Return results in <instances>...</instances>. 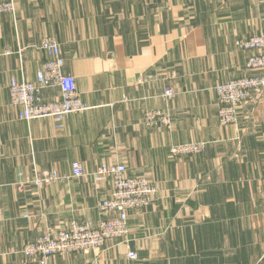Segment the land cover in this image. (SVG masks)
<instances>
[{
  "label": "crops",
  "instance_id": "obj_1",
  "mask_svg": "<svg viewBox=\"0 0 264 264\" xmlns=\"http://www.w3.org/2000/svg\"><path fill=\"white\" fill-rule=\"evenodd\" d=\"M7 1V0H0ZM0 14V264H40L24 246L75 220L97 227L113 214L97 203L108 178L71 177L37 187L35 171L69 176L78 161L93 173L124 163L156 187L151 206L132 210L129 234L99 250L52 257V264H264V93L218 119L215 86L242 76L251 53L236 40L264 32V0H15ZM54 36L88 109L18 118L12 78L36 80ZM9 52V53H8ZM175 96H165L166 89ZM46 100L60 97L57 87ZM168 112L170 126L146 114ZM186 143L203 149L172 155ZM25 215H28L26 217ZM137 253L131 259L129 252Z\"/></svg>",
  "mask_w": 264,
  "mask_h": 264
},
{
  "label": "built area",
  "instance_id": "obj_2",
  "mask_svg": "<svg viewBox=\"0 0 264 264\" xmlns=\"http://www.w3.org/2000/svg\"><path fill=\"white\" fill-rule=\"evenodd\" d=\"M15 11V0L0 2V14H15ZM236 46L244 52H254L249 55L246 68L257 73L227 80L215 86L218 94L219 122L224 125L237 120L243 102L253 96L260 97L264 93V32L238 39ZM40 48L46 53L47 60L37 71L36 80L11 79L10 103L14 107L21 108L18 113V118L21 120L53 118L60 127L67 116L84 112L88 109V105L78 92L75 77L64 70L65 59L58 40L54 36H44ZM52 87L59 88L60 97L46 100L45 90ZM165 96L172 98L175 93L168 88ZM170 123L171 117L168 112L152 110L146 114L148 126H170ZM202 149V144L186 143L174 145L170 151L175 155ZM71 177L90 179L97 185L103 184L109 178L113 186L112 193L109 197L100 199L97 208L102 215H113L102 219L97 227L91 222L83 224L72 220L65 228L56 232L47 230L35 240L28 242L22 250L23 254L37 258L40 264H52V257L59 254L99 250L108 240L127 237L130 231V211L148 208L156 195V187L148 178L142 175H130L127 166L121 162L105 163L93 173H87L82 164L75 161L71 165L69 176L61 174L56 169L35 171L33 178L28 181L37 187H44L65 182ZM129 257L138 258L134 251L129 252Z\"/></svg>",
  "mask_w": 264,
  "mask_h": 264
},
{
  "label": "rangeland",
  "instance_id": "obj_3",
  "mask_svg": "<svg viewBox=\"0 0 264 264\" xmlns=\"http://www.w3.org/2000/svg\"><path fill=\"white\" fill-rule=\"evenodd\" d=\"M218 95V94H217ZM217 99H218V96H217ZM244 103V102H243ZM242 105V104H241ZM218 119H219V110H218ZM236 121H238V115H237V120ZM230 122V123H228L227 125H231V124H235V123H237V122ZM171 124V123H170ZM221 124V123H220ZM222 126H226V125H224V124H221ZM172 147V146H171ZM171 147H170V150H171ZM170 153H171V151H170ZM172 154V153H171ZM172 155H174V154H172ZM137 254V253H136ZM137 257H138V255H137ZM132 259V258H131Z\"/></svg>",
  "mask_w": 264,
  "mask_h": 264
}]
</instances>
